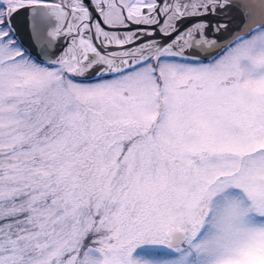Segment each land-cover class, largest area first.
I'll return each instance as SVG.
<instances>
[{"label":"snow or ice","instance_id":"obj_1","mask_svg":"<svg viewBox=\"0 0 264 264\" xmlns=\"http://www.w3.org/2000/svg\"><path fill=\"white\" fill-rule=\"evenodd\" d=\"M0 264H264V0H0Z\"/></svg>","mask_w":264,"mask_h":264}]
</instances>
